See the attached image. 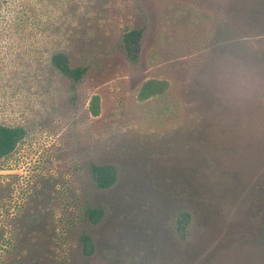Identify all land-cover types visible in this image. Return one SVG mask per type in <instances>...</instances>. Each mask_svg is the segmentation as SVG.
<instances>
[{
    "label": "rangeland",
    "instance_id": "1",
    "mask_svg": "<svg viewBox=\"0 0 264 264\" xmlns=\"http://www.w3.org/2000/svg\"><path fill=\"white\" fill-rule=\"evenodd\" d=\"M150 80L165 91L141 100ZM0 124L27 131L0 161V264H178L182 210L191 264L264 263V0H0Z\"/></svg>",
    "mask_w": 264,
    "mask_h": 264
},
{
    "label": "trees",
    "instance_id": "2",
    "mask_svg": "<svg viewBox=\"0 0 264 264\" xmlns=\"http://www.w3.org/2000/svg\"><path fill=\"white\" fill-rule=\"evenodd\" d=\"M142 30L134 29L127 32L123 37L124 49L128 58L135 62L140 57V47L142 39ZM52 64L55 68L74 85L82 83L87 77L90 68L88 66H74L70 60V54L67 51L57 53L52 58ZM166 83L163 81L150 80L144 84L140 92L141 100H147L153 96H158L165 91ZM91 111L94 115H99L100 99L94 97ZM27 131L22 126H9L0 124V161L12 156L17 150L20 143L26 138ZM90 172L94 186L98 189L108 190L114 187L118 181V171L115 166L110 164H95L90 165ZM105 216V211L102 207H93L88 205L85 210V217L90 224L100 223ZM192 222V215L182 210L177 217L176 235L171 241L173 253L178 256V264H191L190 256L194 254V249L189 245V228ZM83 252L86 256H91L94 253L93 239L85 234L82 236ZM159 255L164 257L168 264L167 253L165 248H161ZM162 263V264H166ZM145 264H158L157 259H150ZM264 264V263H263Z\"/></svg>",
    "mask_w": 264,
    "mask_h": 264
}]
</instances>
